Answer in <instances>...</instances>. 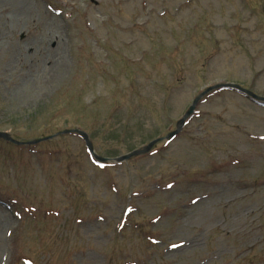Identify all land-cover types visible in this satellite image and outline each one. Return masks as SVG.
Here are the masks:
<instances>
[{"label":"rangeland","instance_id":"obj_1","mask_svg":"<svg viewBox=\"0 0 264 264\" xmlns=\"http://www.w3.org/2000/svg\"><path fill=\"white\" fill-rule=\"evenodd\" d=\"M7 1L0 264H264V0Z\"/></svg>","mask_w":264,"mask_h":264},{"label":"bare ground","instance_id":"obj_2","mask_svg":"<svg viewBox=\"0 0 264 264\" xmlns=\"http://www.w3.org/2000/svg\"><path fill=\"white\" fill-rule=\"evenodd\" d=\"M9 4H11V5H15V9L16 10H19V11H21V12H27V13H29V14H32L33 13V11H32V5H31V3L29 2V0H8L7 1ZM2 6V5H1ZM35 8V7H34ZM10 17V16H9ZM2 18H4V17H2V15H0V19H2ZM11 19L13 20V17H11ZM38 20H40V22H43V20L42 19H38ZM46 20H48V18H46ZM3 24H5V21H3L2 20V23L0 22V28H1V26L3 25ZM57 34V35H59V30H58V28H56V29H53V30H51L49 33L47 32V35H46V37L44 38V41L45 40H47V43L46 44H48V45H54V44H52V42H55V44L56 45H58V43H59V40H58V36H55V33ZM49 59V56L48 55H46V58H45V60H44V62L43 63H46L47 62V60ZM54 63L56 64V65H58V67H57V69L59 70V66L60 67H62L63 66V63H64V61H63V59H62V57L61 56H58V59H56L55 61H54ZM202 99V98H201Z\"/></svg>","mask_w":264,"mask_h":264},{"label":"water","instance_id":"obj_3","mask_svg":"<svg viewBox=\"0 0 264 264\" xmlns=\"http://www.w3.org/2000/svg\"><path fill=\"white\" fill-rule=\"evenodd\" d=\"M220 87H222V88L236 89V90H238V91H240V92H243L247 97H249L251 100L256 101V102H258V101H262V100L264 99V98H262V97H259V96L255 95V94H253L252 92H250V91H248V90L242 89L241 87H239V86H237V85H233V84H221ZM198 99H199V96L193 101L192 105L190 106L189 110L185 113V115L183 116V118H181V119L177 122V129H176L175 132H172L171 135H174V134L180 129V127H181V125H182V123H183V121H184V118H185L188 114L191 113V111L193 110L194 105L198 102ZM80 133H81V135L83 136V138L86 140L87 145H88V147H89V150L91 151V147H90V145H89V143H88V141H87V136H86L84 133H82V132H80ZM0 137L3 138V139H6V140H10V141H12V142H15V141H13L12 139L9 138V136L7 135L6 132H0ZM15 143H17V142H15ZM147 148H148V147H147ZM147 148H144V150H146ZM144 150H134V151L130 152L129 154L120 157V159L128 158V157H130L131 155H135V154L140 153V152H142V151H144Z\"/></svg>","mask_w":264,"mask_h":264}]
</instances>
